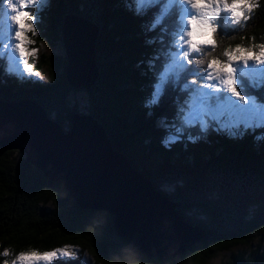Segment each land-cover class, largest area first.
I'll return each mask as SVG.
<instances>
[{
    "label": "trees",
    "instance_id": "trees-1",
    "mask_svg": "<svg viewBox=\"0 0 264 264\" xmlns=\"http://www.w3.org/2000/svg\"><path fill=\"white\" fill-rule=\"evenodd\" d=\"M1 1L3 14L6 8ZM130 2L52 0L42 9H31L37 16V45L49 39L51 46L56 47L58 42L69 46L72 40L66 30L72 34L73 28L67 27L69 17L95 28L91 34V63L97 71L96 79L89 89L72 86L66 71L67 56L58 53L41 54L39 63H28L45 75L43 81L15 75L7 64L11 52L5 51L2 56L0 50V99L34 100L53 114L52 119L64 131L72 127L75 115L97 119L113 150L157 196L175 204V213L183 222L198 227L204 236L176 256L146 257L116 235L108 212L80 207L64 183L47 178L19 143L9 142L11 147H0V264L21 252L45 251L64 243L78 244L82 250L68 264H82L83 251L90 256L86 264H264V138L253 136L251 131L239 133L242 138L236 139L215 131L188 137L196 132L197 124L205 123V116L201 123L192 122L188 111L198 104L195 97L209 93L202 86L208 83L201 79L203 69L191 84V91L182 87L185 78L191 80V74L186 72V58L181 59L170 45L180 47L176 25L182 22L187 27L172 0H158L147 6L143 15L130 10ZM154 17H160L162 23L149 32L147 27ZM253 35L257 42H264V0L246 26L222 24L217 47L206 50L200 59L205 66L213 57L226 60V48L248 44L240 37ZM151 38L157 42L149 46L145 41ZM8 43L7 38L0 40V48L8 47ZM88 46L85 43L78 49ZM154 56L158 58L149 67L148 61ZM178 73L182 77L179 82L175 80ZM235 75L240 81L238 90L251 97L252 89L246 85L254 81L240 69ZM158 76H165L169 83L161 103L150 111L152 101L148 96ZM218 83L217 94L208 97L213 107L230 94L223 81ZM72 87L87 92L86 112L69 108ZM255 95L264 98V92ZM190 98L193 100L188 101ZM8 111L6 105L0 111V131L5 118L12 123ZM253 115L264 119L257 112ZM177 128L183 129V134L170 144ZM5 250L9 256L2 255ZM52 264L65 262L54 260Z\"/></svg>",
    "mask_w": 264,
    "mask_h": 264
},
{
    "label": "water",
    "instance_id": "water-1",
    "mask_svg": "<svg viewBox=\"0 0 264 264\" xmlns=\"http://www.w3.org/2000/svg\"><path fill=\"white\" fill-rule=\"evenodd\" d=\"M66 56L69 82L74 87L89 89L96 79L97 71L93 70L90 74L89 80L95 75L91 84L79 81L78 75H74L76 62L72 65L73 59L67 51ZM5 105L9 107L12 123L9 122L0 131V147H11L9 142L19 143L28 159L39 166L47 178L65 184L80 207L108 212L113 217L116 235L144 256L161 259L176 256L204 236L201 229L183 222L176 213L174 217L179 225H171L174 219L165 218L160 208L165 202L168 209L175 212V204L171 205L160 195L157 196L150 184L134 170L124 168L129 163L113 150L105 129L97 119L88 115H75L72 127L64 131L45 108L34 100L0 99V111ZM22 114L25 115L24 121L19 122ZM35 129L41 136L34 133ZM53 133H57L56 136ZM96 139L99 146L96 145ZM40 145L42 148H39ZM144 209L148 213H144ZM161 222H164L162 226L158 225ZM166 235L170 237L163 238ZM163 240L171 246L163 247Z\"/></svg>",
    "mask_w": 264,
    "mask_h": 264
},
{
    "label": "snow or ice",
    "instance_id": "snow-or-ice-1",
    "mask_svg": "<svg viewBox=\"0 0 264 264\" xmlns=\"http://www.w3.org/2000/svg\"><path fill=\"white\" fill-rule=\"evenodd\" d=\"M39 0H3V5H7V12L0 14V40L5 39L6 21L11 23V27H7V32L14 39L15 49L18 50L21 60L27 61L28 58L34 57L37 54L35 48L29 49L27 46L33 42L29 39L28 34H37L35 27L37 16L29 10V6L38 3ZM158 0H131L127 6L137 15H143L146 7L157 3ZM179 2V0H174ZM184 3L190 5L192 13L187 17V28L183 27V23L176 25L177 35L182 42L179 49L175 45H170L173 51L177 54L182 52L184 64L187 65L186 72L191 74V80L185 78L182 85L184 90L191 91V84L196 83V75L201 72V79L208 81L203 87H215L212 83L214 79L224 78L223 83L227 86V91L232 96L238 98L239 101L249 105L248 93L241 94L238 90L240 81L236 78V73L239 71L234 65L242 64L248 67L250 62H255L258 65H264V42H257V38L253 35L241 36L242 41H249L248 44L237 43L234 47H228L224 50L223 56L226 60H220L213 57L208 61L206 66L200 56L206 50L215 49L217 47V36L221 34V25L228 20L234 26L247 25L249 20L253 19V14L262 6V0H183ZM135 5L133 8L132 5ZM10 13V14H9ZM162 23L160 17H154L147 27V31H155ZM164 31V29H162ZM161 39H163L161 37ZM157 42L156 38H151L145 41L149 46ZM210 54V53H209ZM158 57L154 56L148 61L151 67L153 60ZM219 65V66H218ZM184 65L182 64L181 67ZM195 66V67H194ZM26 73L39 76V73H33V68L28 63L24 64ZM181 75L178 73L175 80L179 82ZM169 80L165 76H158L151 85V92L148 99L152 101L150 111L155 109L162 101ZM177 87L180 85L177 83ZM252 89V104L251 107L232 106L227 109L214 108L208 97L211 94H202L195 97L198 105L206 110L205 123L196 125V132L189 136L198 134H207L215 131L216 133H224L229 135L230 139L242 138L238 134L243 132L245 135L251 131L253 136L257 134L264 138V119H256L253 115L257 103L264 105V98L257 97L256 92H264V81L246 85ZM148 105L146 104V108ZM195 115L199 117V112ZM160 123H164L161 121ZM213 124L216 126L213 127ZM183 129L177 128L176 133L170 138V144L176 143L183 134ZM163 143V140H162ZM165 145L166 147H170ZM3 256H9L10 253L5 250ZM78 258V250L71 246H65L61 249L48 251L41 255L36 251L21 252L13 261L12 264H37L38 260H45L52 264L54 260H63L65 264L69 261ZM2 264H9L7 259L3 260ZM82 264H86L82 262Z\"/></svg>",
    "mask_w": 264,
    "mask_h": 264
},
{
    "label": "rangeland",
    "instance_id": "rangeland-1",
    "mask_svg": "<svg viewBox=\"0 0 264 264\" xmlns=\"http://www.w3.org/2000/svg\"><path fill=\"white\" fill-rule=\"evenodd\" d=\"M1 2L3 4V1H1ZM48 2H52V0H39L38 3L33 4V5H30L29 6V10L31 11V9H33V8L42 9V7L46 6V4ZM4 6H5L6 12H7V5L5 4ZM5 23H6L7 27H11V23L9 21H6ZM66 24H67V27L68 26L69 27H73V28L81 27V28H83V30L85 29V34L87 33V31H91L92 29H94V27L93 26H89L88 23H86L84 21H81L80 19L78 20V19H75V18H72V17H69L68 18ZM7 27H6V35H5V37L7 38V41H9L8 47L7 46L1 47L0 50L3 53L2 56H4V52L5 51H10L11 52L8 55V63L7 64H11V66H12V73L15 74V75L32 76L35 79H38L39 78V79H42V81H43L45 79V75L44 74H40L39 73V76H35L33 74L26 73L24 71V64L25 63H29V64H37V63H39L38 61H39V57H40L41 54L48 55V56H50V55L55 56L57 53L58 54H61V55H66V49L64 50V48H65L64 44L58 42L56 44V47H54V46H51L50 45V43L48 41L49 39H43L37 45V42L34 40V38L37 36V34L29 33L28 34L29 39L33 43L30 44V45H28L27 47L29 49L35 48L37 50V54L34 57L28 58L27 61L21 60L20 59V56H19L18 50L15 49V43H17V42L14 39L11 38L10 34L7 32ZM35 27H36V24H35ZM66 33H67V36H69V39L72 40L70 42V44H69V45H72V48H71L72 52H77L78 50H81V49H78V47L79 48H82V44L87 43L89 45L88 48H85L84 49V51H86L87 53H89V56H88L89 57V61L86 62V65L87 66H84V64H81V65L83 66V68L86 67V68H84L86 70V73H89L90 74L91 72H93V69H94L93 64L91 63V58H90V54H91V43H92V37L93 36L92 35H87L86 38H85V37H83V35H80V32L78 30L75 31V35H73V36L70 35V33H68V30H66ZM38 34H39V32H38ZM51 61H52V59H51ZM35 66H37V65H35ZM234 66L236 68H240L241 71L244 72V74L249 75L251 77L250 79L251 80H254L256 83H259L261 81H264V73L261 72V71L256 70L254 68V66H253V62H250L248 67H244L242 64H236ZM33 73H38V72L34 71V69H33ZM94 77H95V75L89 81H87V84H91V82H92V80H93ZM223 79L224 78H219L217 80L214 79L212 81V83L215 84V87H206L205 88V91L207 93H209V94L216 95L217 92H218V90L220 89V85H219L218 81L219 80L220 81H223ZM70 90H71V91H69V97L70 98L67 101V103L69 105V108L72 109V108L75 107V108H77V112H79V113L86 112L87 111L86 110L87 109V105H88V102H89V97H88L87 92L84 89H82V88H73L72 87ZM247 98L249 99V105H245L244 102L239 101L238 98L232 96V94L230 93L223 102H221L218 106H214V108L227 109V108L232 107V106H237V107H251V104H252L251 97H247ZM191 100H193V99L190 98L188 101H191ZM195 101L198 102L196 99H195ZM41 106H42V104H41ZM196 112H199V117H197L195 115ZM205 112H206V110L203 109L201 106H199L197 104V105L194 106V108L191 111H188V116L190 117V120L192 122H194V123H196V122L201 123V120L200 119L203 116H205ZM254 112H257L259 114V117L263 118L264 117V105H261V104L257 103V105H256V107L254 109ZM80 115H83V114H80ZM85 115L86 114H84L83 116H85ZM49 116L51 118H54L53 114H51V113L49 114ZM84 120H85V118H84ZM76 124H78V121H77ZM8 125H9V121L8 120H3L1 126L3 128H5ZM38 155L40 156V154H38ZM124 168L125 169H129L131 167H129V165H127ZM160 210L163 213H165V218H168V220L174 219L173 222H170L172 226H176V224H178V222H176L177 219L174 217L175 216V212L172 209H168L167 204L165 202L163 203V206L160 208ZM144 213H148V210L147 209H144ZM163 223L164 222H161V224H158V225L162 226ZM165 225L167 226V223H165ZM166 237L169 238L170 235L163 236V238H166ZM163 243L165 244V246H163V247H170L171 246L170 244H166L165 241ZM65 246H71L72 248L77 249L78 250V254L82 253V250L80 249V245H78V244H75L74 245V244H68V243H64L62 245L55 246V247H53V248H51L49 250L36 251V252H38L41 255H43V253H45V252L53 251V250H56V249H61V248H64ZM83 253H84V262L85 261L87 262V260L90 259V256L88 255L87 252H84L83 251ZM13 260L9 261V264H12V261ZM37 264H49V262H47L45 260H38Z\"/></svg>",
    "mask_w": 264,
    "mask_h": 264
},
{
    "label": "bare ground",
    "instance_id": "bare-ground-1",
    "mask_svg": "<svg viewBox=\"0 0 264 264\" xmlns=\"http://www.w3.org/2000/svg\"><path fill=\"white\" fill-rule=\"evenodd\" d=\"M81 20V19H80ZM82 21V20H81ZM90 26V25H89ZM76 30H78L79 32H80V35H83V37H85L86 38V36L87 35H91V34H93L94 33V31H95V29H92L91 31H87V33L85 34V29L83 30V28H81V27H77V28H72V29H70V31L72 32V34H70V35H75V31ZM83 31V32H82ZM83 33V34H82ZM71 48H72V45H69V46H66L65 47V49H66V51H67V53L68 54H70V57L73 59V62H72V65L76 62V68H75V70H74V75H78V80L80 81H82V82H87V81H89V77H90V74L89 73H86V70L84 69V68H86V67H84L83 68V66L81 65V64H84V66H87L86 65V62L87 61H89V53H87L86 51H84V49L85 48H83V50H78L77 52H72V50H71ZM86 58V59H85ZM88 58V59H87ZM90 58H91V61H92V55L90 54ZM92 64H93V62H92ZM93 67H94V64H93ZM73 69V68H72ZM94 71H95V69H93ZM27 112H28V110H27ZM19 115H20V113H19ZM24 118H25V115L24 114H22L20 117H19V122H22V121H24ZM5 120H6V118H5ZM33 123V122H32ZM38 126V125H37ZM33 129V128H32ZM40 131V130H39ZM34 133L36 134V135H39V136H41L40 135V133L38 132V130H34ZM18 134V133H17ZM53 134H55V133H53ZM57 134V133H56ZM56 134H55V136H56ZM35 135V136H36ZM42 135H45V133L44 134H42ZM60 135V134H59ZM62 135V134H61ZM54 136V135H53ZM52 138V137H51ZM59 138V137H58ZM41 139V138H40ZM60 139V138H59ZM65 139H67V138H65ZM64 139V140H65ZM41 141V143H42V140H40ZM63 141V140H62ZM62 142H61V144H60V146H62ZM65 145V144H64ZM96 145L97 146H99V142L97 141V139H96ZM39 148H42L41 147V145H40V147ZM69 148V147H68ZM67 149V148H66ZM70 150V149H69ZM70 152V151H69ZM65 154V153H64ZM76 155V154H75ZM59 157V156H58ZM64 157V156H63ZM79 157H81V156H79ZM78 158V157H77ZM65 160V159H64ZM66 161H68V160H66ZM61 164V163H60ZM62 164H64V163H62ZM61 166V165H60ZM64 166H65V164H64ZM62 169V168H61ZM130 227H131V225H130Z\"/></svg>",
    "mask_w": 264,
    "mask_h": 264
}]
</instances>
